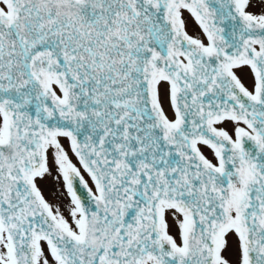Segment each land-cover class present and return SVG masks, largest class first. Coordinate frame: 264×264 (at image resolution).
I'll list each match as a JSON object with an SVG mask.
<instances>
[{"label": "snow or ice", "instance_id": "6c2138e0", "mask_svg": "<svg viewBox=\"0 0 264 264\" xmlns=\"http://www.w3.org/2000/svg\"><path fill=\"white\" fill-rule=\"evenodd\" d=\"M0 264H264V0H0Z\"/></svg>", "mask_w": 264, "mask_h": 264}, {"label": "rangeland", "instance_id": "374dc122", "mask_svg": "<svg viewBox=\"0 0 264 264\" xmlns=\"http://www.w3.org/2000/svg\"><path fill=\"white\" fill-rule=\"evenodd\" d=\"M227 128H228L229 130H231V128H232V125L230 124V125H229V127H227Z\"/></svg>", "mask_w": 264, "mask_h": 264}]
</instances>
